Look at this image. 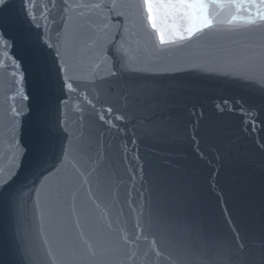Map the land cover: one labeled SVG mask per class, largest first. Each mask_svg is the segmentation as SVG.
I'll list each match as a JSON object with an SVG mask.
<instances>
[{"label":"snow or ice","instance_id":"6c2138e0","mask_svg":"<svg viewBox=\"0 0 264 264\" xmlns=\"http://www.w3.org/2000/svg\"><path fill=\"white\" fill-rule=\"evenodd\" d=\"M16 2L17 0H0V54L5 57L0 63L6 65V61L11 60V66L19 69L21 64L18 58L10 54V50L16 47V40L6 27V20L14 10ZM77 9H86L87 14L79 12V22L74 25L73 13ZM16 14L22 17V22L29 31H35L39 49L52 55L60 93L65 97L60 103L67 106L74 97H82L91 106L92 112L87 115L83 107L77 108L82 121L98 120L102 128L118 136H126L129 131L127 125L138 121V127L131 129V142L134 144L143 139L156 144L173 145L184 135L196 145L201 159L206 156L200 149L203 140L211 143L218 160L237 166L255 163L248 158L234 159L233 148L227 142L222 118L231 114L241 116V130L251 135L264 126L259 110L245 106L240 99L221 98L214 103V112L206 121L203 107L197 109L193 105L188 111L192 118L190 129L184 128L181 133L171 117L174 105L171 93L184 86L176 84L170 88H160L151 86L146 81L149 75L195 71L240 81L244 85L254 86L264 95V0H19ZM92 14H96V20L89 19ZM113 16L120 19L114 21ZM53 30L56 33L55 43L51 35ZM224 42L235 45V48H226ZM185 49L199 50V54L184 59L186 68H179L175 64L141 63L138 55L142 51H148L163 58ZM86 53L89 59V75L78 74L74 61ZM105 57L106 72L97 77L94 68ZM245 64L256 65L255 68L250 67L255 74L241 71L240 66ZM88 86H102L109 92L117 90L124 102L123 106L119 110L111 106L96 109V105L86 95ZM82 87L83 91L80 90ZM24 98L27 99L26 96ZM80 103L81 100L78 99L77 104ZM11 111L13 117L20 115L15 107ZM137 113L142 115L138 117ZM59 123L62 128L58 127L57 131L62 130L68 134L67 143H62L55 158L49 161L48 130L37 119L36 152L25 184L29 192L37 197L33 208L34 217L39 221L38 234L41 238L47 237L44 245L48 250L40 259L43 264H112L105 257L103 245L93 247L84 240L83 232L79 236L87 245V254L79 260L67 256L57 243V226L64 217L69 199L73 201L75 215V197L83 186H89L88 200L95 204L98 196L92 190L93 182L95 181L99 190L108 178V169L99 154L95 158L88 157L91 164L87 169L78 166L80 149L69 133L67 120ZM138 131L139 136L136 135ZM260 149L264 151V141L260 142ZM25 155V150L16 146L17 171L0 175V201L5 199L8 186L24 167ZM136 159L140 160V157L137 156ZM145 163L139 165L141 174L145 170ZM260 164L264 168V161ZM153 183L155 187L150 191L155 197V211H149L150 222L153 219L162 222L171 207L184 204L186 198L197 194L195 184L177 186L165 175L156 176ZM11 203L19 217L22 212L19 196L12 197ZM140 208L143 209L144 205L141 204ZM238 211L245 215L250 227L241 236V230L236 227L229 212V223L235 234L234 242L228 245L227 253L216 264H264V210L261 212L258 227L250 204L243 199L238 205ZM81 214L87 217L86 204L81 205ZM137 227L139 231L134 239L140 240L143 228ZM185 231L189 235L196 231L202 248L212 246V241L206 235L200 236L195 227L186 228ZM143 238L147 239V236ZM123 239L128 243L132 238ZM175 246L179 249L186 248L181 241H177ZM53 247L55 251L52 250ZM26 256L32 258L30 249L26 251ZM156 256H163L168 264H194L190 250L176 253L169 251L166 255L156 251ZM127 259L129 264H135L134 254ZM196 264L209 262L201 256Z\"/></svg>","mask_w":264,"mask_h":264},{"label":"water","instance_id":"95a60500","mask_svg":"<svg viewBox=\"0 0 264 264\" xmlns=\"http://www.w3.org/2000/svg\"><path fill=\"white\" fill-rule=\"evenodd\" d=\"M18 8L19 0L6 20V27L16 40V47L10 50V54L18 58L21 67L14 69L11 60L6 61L7 66L0 63V175L17 171L16 146L24 149L26 155L24 167L8 186L5 199L0 201V264H43L40 257L48 250L44 245L47 237L39 236V221L34 217L33 206L37 197L25 186L36 152L37 119L48 130L49 161L55 158L62 143H67L68 134L57 131L58 127L62 128L59 122L67 120L69 133L80 149L78 166L87 169L91 164L88 157L95 158L99 154L108 169V178L99 190L93 182L92 190L98 196L96 203L88 200L89 186L85 184L75 197V215L70 198L64 217L57 226V243L73 259L79 260L87 254V245L84 243L87 240L93 247L102 244L105 257L112 264H129L127 258L133 254L135 264H168L163 256H156V251L166 255L169 251L176 253L186 250L191 251L194 264L201 256L209 264H216L227 253L228 245L234 242L229 212L236 227L241 230V236L250 227L245 215L238 211L242 199L250 204L256 226H259L264 210V168L260 164L264 161V151L260 149V142L264 141V126L249 135L241 130V116L231 114L222 118L234 159L248 158L255 162L237 166L216 159L211 143L203 140L200 149L206 156L201 159L196 145L184 135L173 145L156 144L143 139L134 144L131 142V129L138 127V121L127 125L129 131L126 136L108 132L98 120L82 121L77 108L83 107L87 115L92 112L91 106L82 97H74L67 106L60 103L65 97L60 93L52 55L39 49L35 31H29L22 17L17 16ZM79 12L87 14L86 9H77L73 13L74 25L79 22ZM89 19L96 20V14H92ZM118 19L113 16L114 21ZM51 35L55 43L54 30ZM224 46L235 48L228 42H224ZM194 54H199V50L185 49L163 58L148 51L138 55L141 63L175 64L179 68H186L184 59ZM224 58H228L226 54ZM4 60L5 57L0 54V61ZM98 63L94 72L100 77L106 72L107 57ZM74 66L78 74L89 75L88 54L77 57ZM250 67L255 68L256 65L245 64L240 66V70L255 74ZM146 82L160 88H170L176 84L184 86L171 93L174 101L171 117L181 133L184 128L190 129L192 118L188 111L193 105L197 109L203 107L207 121L214 112V103L221 98L240 99L245 106L259 110L261 119H264V95L254 86L244 85L240 81L195 71H176L149 75ZM80 90L83 91V87ZM86 95L96 105V109L111 106L119 110L124 103L117 90L109 92L102 86H88ZM78 99L81 100L79 105ZM13 107L20 113L19 116L13 117ZM136 115L139 117L142 114ZM136 135L139 136L140 132ZM137 156L140 160L136 159ZM141 163H145L143 174L138 170ZM133 169L137 171L133 172ZM158 175L167 176L177 186L195 184L197 194L186 198L184 204L171 207L162 222L155 219L150 222L149 211H155V197L150 189H154L153 181ZM16 196H19L22 206L19 217L11 203V198ZM82 204L88 208L86 218L81 214ZM141 204L144 205L143 209L140 208ZM133 208L136 210L133 211ZM137 226L143 228V236H147V239L143 236L140 240L134 239L139 231ZM192 227L199 231L200 236L206 235L212 241V246L202 248L197 232L193 231L189 235L185 231ZM81 232L84 233V240L80 239ZM125 237L132 239L125 243ZM177 241H181L186 248H177ZM29 249L32 258L26 256ZM52 250L55 251V247Z\"/></svg>","mask_w":264,"mask_h":264}]
</instances>
